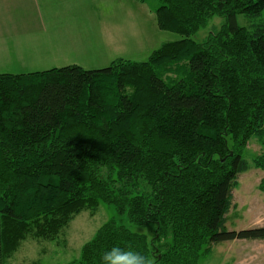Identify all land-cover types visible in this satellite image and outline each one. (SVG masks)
<instances>
[{
    "label": "trees",
    "instance_id": "1",
    "mask_svg": "<svg viewBox=\"0 0 264 264\" xmlns=\"http://www.w3.org/2000/svg\"><path fill=\"white\" fill-rule=\"evenodd\" d=\"M158 1V28L181 39L143 62L0 73V264L101 203L115 215L69 264L114 246L198 264L216 245L264 241V226L226 228L238 176L264 171V0ZM214 16L220 29L195 41Z\"/></svg>",
    "mask_w": 264,
    "mask_h": 264
},
{
    "label": "rangeland",
    "instance_id": "2",
    "mask_svg": "<svg viewBox=\"0 0 264 264\" xmlns=\"http://www.w3.org/2000/svg\"><path fill=\"white\" fill-rule=\"evenodd\" d=\"M159 5L158 0H77L72 5L69 0H48L45 4L40 1L36 8L33 4L28 5L30 24L39 25L41 29L30 32L35 45L45 41V38L49 40L44 50L38 51L41 53L21 54V63L26 70H48L73 64L90 70L106 67L118 60L143 62L162 44L181 39L176 33L158 28L155 10ZM245 21L244 16H237L239 25L246 26ZM222 24L223 19L214 16L195 33L193 39L203 41ZM11 42V39L4 41L7 45ZM70 43L73 47L69 51ZM2 47L0 42V50ZM10 61L15 66L17 60L12 58ZM248 150L254 152L251 155L262 151L252 141ZM263 180L264 171L254 168L238 176L237 186L232 191V207L227 215L228 230L264 225V193L259 190ZM113 215V207L105 203L99 204L94 213L83 211L74 216L54 241H24L6 264H69L78 259L83 244ZM131 229L135 232L146 230L139 226H131ZM222 246L224 243L213 249ZM258 247L264 249V243ZM213 249L198 264H215L219 259V250Z\"/></svg>",
    "mask_w": 264,
    "mask_h": 264
},
{
    "label": "crops",
    "instance_id": "3",
    "mask_svg": "<svg viewBox=\"0 0 264 264\" xmlns=\"http://www.w3.org/2000/svg\"><path fill=\"white\" fill-rule=\"evenodd\" d=\"M45 4L48 0H0V42L3 44L0 50V73L20 74L25 72L41 71V70H26V66L21 63V54L23 53H41L47 44L49 38L35 45L34 39L31 38V31L40 30L36 24L31 25V16L27 14L26 7L33 4L34 7L39 6V2ZM60 1V0H59ZM77 0H69V4L75 3ZM51 32V28L48 27ZM34 37V36H32ZM11 39L12 42L7 45L5 40ZM5 44V45H4ZM35 46L37 49L35 51ZM73 44H69V51L72 50ZM57 50L63 51L61 48ZM66 51V49H65ZM12 58H15V66L12 65ZM20 61V62H19ZM19 70L12 72V70ZM99 69V68H96ZM260 225L259 227H263ZM264 241H232L224 243L219 250V259L215 264H264V249L258 247ZM257 244V245H254ZM213 252V251H212Z\"/></svg>",
    "mask_w": 264,
    "mask_h": 264
},
{
    "label": "clouds",
    "instance_id": "4",
    "mask_svg": "<svg viewBox=\"0 0 264 264\" xmlns=\"http://www.w3.org/2000/svg\"><path fill=\"white\" fill-rule=\"evenodd\" d=\"M101 264H153V260L149 256L130 248L114 246L103 252Z\"/></svg>",
    "mask_w": 264,
    "mask_h": 264
}]
</instances>
